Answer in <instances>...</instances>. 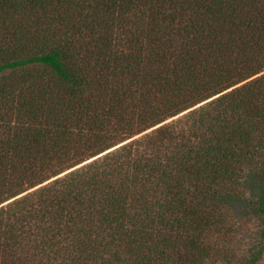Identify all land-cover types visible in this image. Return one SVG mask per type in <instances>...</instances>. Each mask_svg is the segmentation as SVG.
Returning a JSON list of instances; mask_svg holds the SVG:
<instances>
[{
    "label": "trees",
    "instance_id": "obj_1",
    "mask_svg": "<svg viewBox=\"0 0 264 264\" xmlns=\"http://www.w3.org/2000/svg\"><path fill=\"white\" fill-rule=\"evenodd\" d=\"M263 71L264 0H0V264H259Z\"/></svg>",
    "mask_w": 264,
    "mask_h": 264
},
{
    "label": "rangeland",
    "instance_id": "obj_2",
    "mask_svg": "<svg viewBox=\"0 0 264 264\" xmlns=\"http://www.w3.org/2000/svg\"><path fill=\"white\" fill-rule=\"evenodd\" d=\"M261 74H264V71L262 73H260L259 75H261ZM198 106H196V107H198ZM196 107H194V108H196ZM182 114H184V113H182ZM169 121L170 120L165 121L164 123H167ZM150 130H147V131L143 132L142 134L148 133ZM135 137H138V136H135ZM91 160H89V161H91ZM89 161H86V162L82 163L81 165L86 164ZM81 165H79V166H81ZM30 191H28V192H30ZM244 222L245 221H242L241 223H244ZM242 227H243V230L238 232V234L235 236V239L231 243L232 253L235 254L236 257H238V258H241L245 254L246 249H248L250 244H247V242H248L249 238L253 237L255 232L257 231V223L253 219H246V222L242 225ZM216 258H218V256H216ZM259 264H264V254H263V258L261 259Z\"/></svg>",
    "mask_w": 264,
    "mask_h": 264
}]
</instances>
